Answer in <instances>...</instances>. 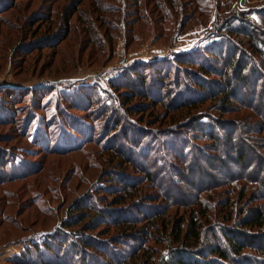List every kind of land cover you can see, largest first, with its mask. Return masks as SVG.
I'll return each mask as SVG.
<instances>
[{
  "label": "trees",
  "instance_id": "16d2710c",
  "mask_svg": "<svg viewBox=\"0 0 264 264\" xmlns=\"http://www.w3.org/2000/svg\"><path fill=\"white\" fill-rule=\"evenodd\" d=\"M81 1H75V4L79 5ZM165 1L173 8L179 5L177 0ZM187 1L191 6L196 5V0ZM75 4L71 5L73 10ZM104 4L95 0V5L103 10V13H96L95 18L105 26L103 17L109 6ZM6 6V2L0 1V10ZM240 15L239 18L232 16L222 21L218 27L220 32L228 34V42L219 41L215 48H195L164 57L160 63L164 65L171 60L173 65L167 69H156L153 74H148L145 69L146 65L151 68L156 60L132 63L121 70L117 79L108 80L111 92L104 91V97L99 98L97 93L88 97L87 94L88 100L74 101L78 106L82 105L81 110L86 112L85 116L89 120L97 123L98 129L82 117L70 118L72 122L69 129H62L57 123L61 121L57 120V108L55 121L53 119L51 122L54 123H49L52 125H48L47 129L44 124L48 120L37 121L34 118L31 120L33 132L30 133L32 122L24 118L26 135L31 134L38 146L47 151L52 148L53 152L64 153L83 151L89 143L98 145L106 167L101 172L103 177L96 181L99 185L94 187L93 194L86 193L81 196L83 198L73 202L68 208L66 219L59 222V227L40 235L39 239L32 241V245L29 241L23 254L13 255L12 260L29 264H264V203L236 209V204L221 198L214 191L221 184H216L212 179L209 184L208 179H198V171L194 172V177L198 179L196 185L199 193H207V200L199 195L194 202L185 204L180 200L182 197L178 200L175 198L176 201L173 198L177 194L176 185L179 184L174 176L182 182L186 175L182 168L171 162H187L192 149L198 148L192 142L193 134L199 132L221 146H225L224 139L231 144L230 137L219 135V130L214 132L215 118L211 113L222 114L238 109L239 105L246 107L262 118L261 127L256 131L264 132V110H257L258 106L254 102L258 97L264 98V9L257 12V21L254 18L247 19L243 13ZM259 18L261 22H258ZM47 38L43 37L36 46H52L53 43ZM134 97H140L149 104L168 106L171 110L191 107L195 109L196 115L193 114L191 120L186 119L187 123L173 121L163 130L153 129L150 124H139L132 119V113L137 115L147 107L133 105ZM13 98L15 96L10 92L8 101L4 99L7 105L0 97L2 124L11 123L14 118L17 120L20 107H16L19 102ZM205 101L211 103L210 111L198 109ZM202 117L207 120L201 121ZM233 124L239 132L247 130L243 129L239 120ZM251 127L249 131H252ZM58 128L60 130L57 131ZM48 130L52 133L51 140ZM187 130L192 133L186 136ZM252 140L255 147L245 143L244 139L232 144L236 155L230 159L236 161L243 173L230 175L228 170L225 172L228 174L227 179L234 184L240 180L246 182L241 191V200L249 192L254 193L252 200L264 202V151L257 149L260 147L264 150V135L257 141ZM0 152L3 150L0 149ZM225 156L228 158L227 153ZM6 158L0 155V183L10 178L2 176V167L8 169L10 166L8 162L5 163ZM156 162L166 165H157ZM157 166L164 167L167 172L161 174L156 171ZM28 173L29 170L26 175ZM260 173L262 177L259 178ZM165 184L166 187L163 186ZM169 184L173 186L169 187ZM253 185L256 187L251 189ZM146 186L149 192H143ZM156 197L162 200V204L156 206L152 202ZM249 201L246 200L244 204ZM178 202L188 211V216L177 219L168 230L161 222L169 217L168 205ZM219 204L223 207L220 212L216 209ZM212 212L215 218L206 227L204 223L211 221ZM218 219L225 223L220 226ZM216 223L218 226L214 228ZM103 224L116 228V236L104 239L99 235L101 231L92 233ZM78 225V231L73 229ZM167 232L168 237L180 245L169 246L165 259L163 255L157 256L156 249L148 245V241H157L158 234L165 239ZM207 234L213 236L209 238ZM196 244L202 247L193 248Z\"/></svg>",
  "mask_w": 264,
  "mask_h": 264
},
{
  "label": "rangeland",
  "instance_id": "374dc122",
  "mask_svg": "<svg viewBox=\"0 0 264 264\" xmlns=\"http://www.w3.org/2000/svg\"><path fill=\"white\" fill-rule=\"evenodd\" d=\"M0 1L7 4L0 10V97L7 100L12 92L15 96L13 100L19 102L16 107H20L17 120L13 117L11 123H0V149L3 150L0 155L7 157L5 163L10 164L8 169H1L2 176L10 178L0 183V264H29L17 262L11 257L23 254L29 241L31 244L40 235L59 227V222L66 219L68 208L73 202L83 198L81 196L86 193L93 194L92 190L99 185L96 181L103 177L101 172L106 164L99 146L91 143L85 145L83 151L63 153L53 152L52 148L51 151L45 150L46 148L34 142L31 134L26 135L27 125L23 126L24 118H28V122H32L34 118L37 121L48 120L44 124L47 129L48 125H52L49 123H54L51 122L53 119L55 121L57 108V120H61L57 123L62 129L68 130L72 122L70 118L76 117H82L85 122L88 121L98 129L97 123L85 116L86 112L81 110L82 105L78 106L74 101L88 100V97L96 93L99 98L104 97V91L111 92L108 80L117 79L121 70L132 63L156 60L151 68L146 65L145 69L148 74H153L156 69H167L173 65L171 60L164 65L160 63L164 57L195 48H215L219 41L228 42V34L218 29L222 21L232 16L239 18L241 13L247 19L254 18L257 21L256 14L264 9V0H196L194 6L187 0H177L179 5L176 8L170 7L165 0H99L109 6L103 17L105 26L95 18L96 13H103L95 5V0H82L79 5L75 1L80 0ZM72 4H75L74 10ZM258 22H261L260 18ZM262 27L264 28V24ZM53 35L57 38H53ZM45 36L53 43L52 46H36ZM3 86L19 90L5 89ZM5 100L4 104L8 105V100ZM205 102L198 109L210 111L211 103ZM254 102L258 106L257 110H264V98L258 97ZM132 103L147 106L137 115L132 113V119L139 124H150L153 129L163 130L173 121L187 123L186 119L191 120L195 114V109L191 107L171 110L172 108L165 105L149 104L140 97H134ZM239 107L222 114L211 113L215 118L214 125L218 127L216 131L213 127L214 132L219 130V135L230 137L231 144L224 139L225 146H221L196 132L192 136V142L198 148L192 149L187 162H171L182 168L186 175L182 182L174 176L176 183H179L176 185L177 194L173 196L175 201L182 197L180 200L186 204L194 202L200 196L206 198V201L207 193H199L196 181L208 179L209 184L212 179L221 185L217 190L211 189H215L221 198L236 204V209L264 203L262 200H252L254 193L249 192L241 200V191L246 182L240 180L234 184L226 176V170L230 175L243 173L236 161L230 159L236 155L232 144L244 139L245 143L255 147L252 139L257 141L264 135V132L256 131L261 127L262 118L246 107ZM200 120L207 119L202 117ZM235 120H239L244 126L243 129L247 130H235ZM32 124L33 122L30 133L33 132ZM225 126L228 128L224 129ZM250 127L254 132L249 131ZM47 133L51 140V131L48 130ZM190 133L192 132L187 130L186 136ZM257 149L264 151L260 147ZM161 162L156 163L166 165ZM164 169L157 166L156 171L164 174L167 172ZM195 171L199 172L197 180L194 177ZM201 172L209 177H204ZM163 186L166 187V184ZM172 186L169 184V187ZM255 187L253 185L251 189ZM145 190L148 191L147 186L143 192ZM213 199L212 197L211 200ZM246 200L250 201L244 204ZM152 202L156 206L162 204L159 197ZM181 205L180 202L168 205L169 217L161 222L163 227L167 226L170 230L177 219L187 218L188 211ZM216 209L219 212L223 210L222 204ZM214 218L212 212L211 221L204 225L210 226ZM217 221L220 226L225 223L220 219ZM217 226L216 223L213 227ZM79 227L78 225L73 229L78 231ZM97 231H101V238L108 239L116 236L117 229L103 224L92 233ZM168 232L165 239L158 234L157 241H148V245L156 249L157 256L163 255L165 259L169 246L180 245L168 237ZM207 235L209 238L213 236ZM198 247L202 245L196 244L193 248L199 249Z\"/></svg>",
  "mask_w": 264,
  "mask_h": 264
}]
</instances>
